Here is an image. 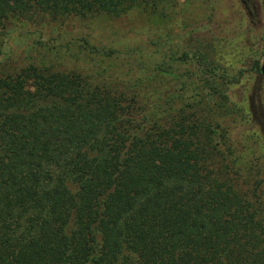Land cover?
Wrapping results in <instances>:
<instances>
[{"label":"trees","instance_id":"1","mask_svg":"<svg viewBox=\"0 0 264 264\" xmlns=\"http://www.w3.org/2000/svg\"><path fill=\"white\" fill-rule=\"evenodd\" d=\"M157 2L0 0V35L11 17ZM197 61L211 91L212 75L237 81ZM167 75L177 77L162 66L131 83L36 65L0 75V264H264L259 203L212 163L209 124L173 107L178 91L158 86Z\"/></svg>","mask_w":264,"mask_h":264},{"label":"rangeland","instance_id":"2","mask_svg":"<svg viewBox=\"0 0 264 264\" xmlns=\"http://www.w3.org/2000/svg\"><path fill=\"white\" fill-rule=\"evenodd\" d=\"M200 55L237 81L225 84L212 75L217 88L211 91L202 83ZM263 56V0H158L155 7L121 15L11 17L0 35V75L27 65L129 83L152 77L158 66L176 74L158 86L178 91L173 107L207 121L216 151L212 163L259 203L262 220L264 81L255 63L261 65ZM222 125L231 142L222 139Z\"/></svg>","mask_w":264,"mask_h":264},{"label":"water","instance_id":"3","mask_svg":"<svg viewBox=\"0 0 264 264\" xmlns=\"http://www.w3.org/2000/svg\"><path fill=\"white\" fill-rule=\"evenodd\" d=\"M263 3H264V0H263ZM260 73H261L263 81H264V56H263V60H262L261 65H260Z\"/></svg>","mask_w":264,"mask_h":264}]
</instances>
